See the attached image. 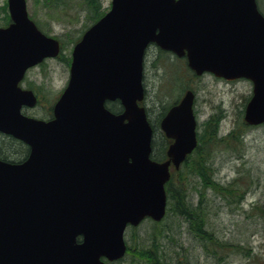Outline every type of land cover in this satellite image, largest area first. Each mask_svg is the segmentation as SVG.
<instances>
[{"label":"water","instance_id":"water-1","mask_svg":"<svg viewBox=\"0 0 264 264\" xmlns=\"http://www.w3.org/2000/svg\"><path fill=\"white\" fill-rule=\"evenodd\" d=\"M0 28V133L29 148L21 163L0 160V264H105L123 257L127 225L166 211L165 184L197 144L194 94L186 91L159 123L169 144L150 158L143 60L149 44L188 67L252 82L249 126L264 123V16L256 0H111L71 53L67 86L45 122L22 114L36 97L25 72L57 57L60 44L7 0ZM119 101L114 114L106 102ZM79 240V241H78Z\"/></svg>","mask_w":264,"mask_h":264},{"label":"rangeland","instance_id":"rangeland-1","mask_svg":"<svg viewBox=\"0 0 264 264\" xmlns=\"http://www.w3.org/2000/svg\"><path fill=\"white\" fill-rule=\"evenodd\" d=\"M25 1L29 18L43 33L59 40L61 45V53L57 58L46 60L27 72L26 84L36 88L39 101L35 108L26 110V113L36 118H48L50 107L67 84L73 46L81 33L110 9L111 0H93L92 6L87 4L89 0ZM256 2L264 14V0ZM8 19L7 0H0V27H4L9 22ZM145 59L143 82L146 94L143 105L154 126L153 141L156 149L163 146L164 135L156 124L161 119L160 112L177 103L187 89L194 93L193 110L197 119V138L199 133L202 135L203 124L208 120H220L218 137L227 138L233 133L232 137L227 138L228 142L219 143L213 150L215 157L210 170H214L212 177L220 183L225 184L240 178L243 188L239 195H243V198L238 204L229 206L221 195L215 197L213 190H204L205 207L209 212L207 224L218 233L220 239L252 247V252L260 258L258 263H261V259H264V219L260 218L251 223L247 218L252 213V205L258 204L264 209V124L248 127L243 121L244 108L252 94L251 82L245 79L226 81L208 73L196 76L188 69L183 58L161 52L154 46L146 51ZM168 141L167 146L170 143ZM201 147L204 148V145ZM189 158H193L192 155ZM189 158L187 163H192ZM171 173H175L173 182L184 184L188 198L196 204L199 198L197 189L201 190L199 179L188 175L183 165L177 170L171 169ZM245 188L246 192L242 193ZM165 219L164 226L169 229V235H174V239L177 238L178 244L183 247L181 249L177 245L171 246L168 239L162 240V243L169 246L171 263L177 264L180 260V264H183L187 255L192 253L191 257H198V264H246L244 256L247 249L242 254L231 255L229 250H225V260L216 263L193 241L182 218L168 213ZM146 223L147 220L137 227L140 233L143 232V236L146 233L144 231L149 230ZM138 237L131 229H127L125 239L132 250L123 261L114 264H138L133 256L134 250L141 248L142 244L148 245V241L143 243L138 241Z\"/></svg>","mask_w":264,"mask_h":264},{"label":"trees","instance_id":"trees-1","mask_svg":"<svg viewBox=\"0 0 264 264\" xmlns=\"http://www.w3.org/2000/svg\"><path fill=\"white\" fill-rule=\"evenodd\" d=\"M93 0H89L87 3L89 6H92ZM102 15V14H101ZM100 15V16H101ZM99 16V17H100ZM98 19V18H97ZM184 89V88H183ZM174 104V103H173ZM108 109L114 113L120 112L121 107L118 103H109L107 105ZM167 110L163 109L160 112L161 117L165 114ZM150 118V117H149ZM150 120V119H149ZM219 119L208 120L203 124V133H199L197 138V147L191 154L193 158L187 157V159H192V163H187V159L182 165L186 170L188 175H193L198 178L200 181V188L197 189L199 198L197 199L196 204H193L191 198H188L187 189L184 184H175L173 182V176L175 173L171 174V178L165 186L166 195H167V214L173 216H178L182 218V221L186 225L187 232L189 231L192 235L194 242L209 256L211 259L215 260L216 263L223 262L226 258L224 256L225 250H229V255L231 254H242L244 249H247V253L244 256L246 264H264V259H261V263H258V258L253 252L252 247H247L243 244L234 243L232 241H224L218 237V233L207 223L208 218V208L205 207V194L204 190L209 189L213 190L215 197L221 195L224 197V201L229 206L233 203H239L243 198V195H239L243 186L239 182L240 178H235L228 183H220L216 181L212 175L214 170L211 169L212 160L215 157L213 150L218 147L219 143L228 142L229 137L233 136V133H230L227 138L218 137V126ZM151 123V122H150ZM159 123V122H158ZM158 123H156L158 125ZM153 129L154 126L152 125ZM163 136V135H162ZM167 139L162 137L163 146L161 149H156L154 141L152 140V154L151 158L155 161H164L166 159L165 152L167 147ZM169 142V141H168ZM204 145V148L201 146ZM28 152V147H25L21 142L9 137L0 134V159L9 162H21L25 159ZM182 173V172H181ZM246 192V188L242 193ZM251 214H248L247 218L251 220V223H255L258 219H264V209L258 205H252ZM165 216V217H166ZM149 230L144 231L145 236L141 235L139 228H129L136 234L138 241L141 240L143 243L148 241V245L144 246L142 244L141 248L137 250L133 249L135 253L133 254L138 264H173L171 263L172 256L170 254L169 246L165 243H162V240L168 239L171 246H178L183 248L181 244H178V239H174V235H169V229L164 226L166 219L164 218L159 223H154L151 220H147ZM150 225V226H149ZM209 226L211 229H209ZM180 224L178 225V233ZM175 232V233H176ZM176 242V244L171 243ZM128 245V244H127ZM132 248L128 245L127 252L125 257H127ZM168 255V256H167ZM192 253L185 256L187 259L183 261V264H198V257H191ZM121 259L123 261L125 259ZM119 261V262H120ZM182 263L178 261L177 264Z\"/></svg>","mask_w":264,"mask_h":264},{"label":"flooded vegetation","instance_id":"flooded-vegetation-1","mask_svg":"<svg viewBox=\"0 0 264 264\" xmlns=\"http://www.w3.org/2000/svg\"><path fill=\"white\" fill-rule=\"evenodd\" d=\"M9 20V22L4 26V27H0V28H6V27H8L9 25H10V23H11V21H10V18L8 19ZM154 45H151V46H149L148 47V49L150 48V47H153ZM154 48L155 49H158L159 51H161V52H163L162 50H160L159 48H157L156 46H154ZM147 49V50H148ZM46 60H49V59H46ZM45 60V61H46ZM185 60V59H184ZM145 64H146V59H145ZM28 72V71H27ZM26 81H28L27 80V73L25 74V76H24V78H23V80L21 81V83L19 84V86H20V88L21 89H24V90H30V91H32L33 93H34V95L36 96V98H37V103H38V101H39V96H38V94H37V92L35 91V87H33L32 85L30 86V85H28V84H26ZM63 90L64 89H62V91H61V93L63 92ZM61 93H60V95H61ZM59 95V96H60ZM59 96L57 97V99L59 98ZM57 99L55 100V102L57 101ZM55 102L52 104V106L50 107V110H49V117L48 118H38V119H41V120H44V121H48V120H51L52 118H53V113H52V108H53V105L55 104ZM115 103H117V102H115ZM37 105V104H36ZM36 107V106H35ZM34 107V108H35ZM31 109H33V108H31ZM31 109H26V108H24L23 109V111H24V113H26V110H31ZM36 118V117H35ZM24 145V144H23ZM25 147H27L26 145H24ZM28 154H29V148H28V152H27V155H26V157L28 156Z\"/></svg>","mask_w":264,"mask_h":264}]
</instances>
